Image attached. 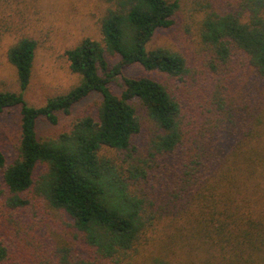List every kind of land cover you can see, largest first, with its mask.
<instances>
[{
  "label": "trees",
  "instance_id": "1",
  "mask_svg": "<svg viewBox=\"0 0 264 264\" xmlns=\"http://www.w3.org/2000/svg\"><path fill=\"white\" fill-rule=\"evenodd\" d=\"M108 1L101 17L102 39L85 37L65 51L80 82L44 105H31L24 97L37 40L24 36L9 48L20 90L0 91V114L20 107L21 137L12 161L0 148L2 204L21 211L35 201L60 213L75 239L91 251L76 264H130L151 227L179 220L186 228L188 217L192 236L207 247L204 264H264V206L240 195L243 189L252 194L255 185L246 187L240 181L244 175L221 173L234 154H241L245 141L231 137L241 132L242 124L214 130L204 121L190 128L181 99L165 80L126 73L138 65L184 80L190 67L183 50L149 47L158 30L175 25L180 0ZM198 36L212 68L240 50L264 77V0H237L230 10H206ZM112 58L118 60L111 64ZM117 79L119 92L112 89ZM93 93L102 96L95 113L76 117L56 137H38L39 118L57 123L59 111L69 113ZM247 121L254 127L255 120ZM174 237L182 250L190 251L183 247L189 238L181 228ZM166 249L175 252L174 242ZM14 251L9 230H0V264H17L10 260ZM74 262L65 255L47 263ZM150 264L191 263L181 256H155Z\"/></svg>",
  "mask_w": 264,
  "mask_h": 264
},
{
  "label": "rangeland",
  "instance_id": "2",
  "mask_svg": "<svg viewBox=\"0 0 264 264\" xmlns=\"http://www.w3.org/2000/svg\"><path fill=\"white\" fill-rule=\"evenodd\" d=\"M197 1L180 0L175 25L158 30L149 44L150 48L163 45L185 52L190 71L184 80L155 71L147 72L138 65L127 68L126 73L165 80L181 99L190 128L196 129V124L204 121H207L206 127L214 130L218 125L226 128L235 122L237 125L241 123V132L231 137L245 141L240 146L241 154H234L221 173L244 175L240 181L246 187L248 184L250 187L255 185V188L252 194L243 189L240 195L264 206V77L257 73L240 50L226 63L218 64L216 69L211 67L210 54H205L199 46L200 21L206 10L214 7L230 10L237 0H211L214 4L209 7L208 0ZM109 6L108 0H0V91L20 90L17 70L8 59V51L24 36L37 40L31 79L24 93L26 101L41 106L48 98L71 90L80 82L81 76L70 69L65 51L78 45L85 37L102 39L101 17ZM117 60L112 58L110 63ZM121 85V79H117L112 89L119 92ZM101 100L100 93L89 95L74 105L69 113L59 111L57 123L39 118L38 137H56L68 130L76 117L95 113ZM217 101L222 102V106ZM20 119L18 106L0 114V148L8 161L18 154ZM246 120H255L254 127ZM191 137H195L193 133ZM107 153L116 151L107 150ZM252 168L256 169L255 174L251 173ZM188 218L186 228L181 227L179 220L162 221L151 227L130 264H150L155 256H181L191 264H204L203 255H206L207 247L201 238L192 236V218ZM180 228L184 237L189 238L183 246L189 252L178 246L180 240L175 241L174 233ZM4 229L9 230V239L15 244L10 260L17 264H48V261L65 255L73 258L76 264L79 257L91 256L88 246L83 240L75 239L74 230L63 223L60 213L47 211L39 202L34 201L29 210L10 211L0 200V230ZM173 242L175 252L166 249ZM97 264L113 263L98 260Z\"/></svg>",
  "mask_w": 264,
  "mask_h": 264
}]
</instances>
